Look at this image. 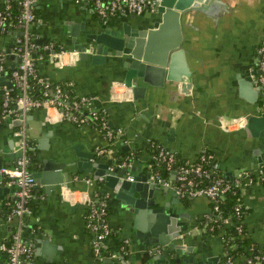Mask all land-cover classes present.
<instances>
[{"label": "crops", "instance_id": "crops-1", "mask_svg": "<svg viewBox=\"0 0 264 264\" xmlns=\"http://www.w3.org/2000/svg\"><path fill=\"white\" fill-rule=\"evenodd\" d=\"M222 1L215 19L201 12L186 16L183 49L190 78L182 81L187 87L183 82L166 81L151 88L143 99H134L111 66L81 59L74 47L87 40L85 31L95 22H103L91 1L36 0L37 18L31 33L68 51L58 64L50 59L39 62V72L63 84L73 95L95 96L102 107H94L105 109L109 126L123 129V135L109 144L92 123L47 122L43 109L26 115V134L35 152L32 171L41 169L43 159H53L64 163L59 171L66 176L51 189L41 183L34 188V214L28 218L32 229H24L23 236L33 244L36 264H117L109 255L96 256L94 233L86 226L91 197L99 194L109 196L107 219L114 231L103 244L109 253L115 252L117 244L125 247V255L119 260L122 264H155L154 256L163 264H177L175 259H179L178 264H186L183 259L193 264H228L224 232L212 234L199 224L211 215L208 199H180L168 188L160 196L159 206L169 218L157 228L155 216L151 218L146 211L134 213L125 199L123 204L116 199L104 175L98 181L100 175L95 171L100 167L92 172L78 166V162L95 164L99 160V164L109 162V171L122 169L118 164L131 154V163L125 167L128 172L121 178L128 181L129 177L149 174L157 147L170 150L185 163L209 153L213 157L210 169L226 179H232L237 171L255 172L264 166V124L255 132L247 126L250 115H263V98L258 90L256 101H247L239 84L245 77H253L257 68L256 50L264 37V0ZM4 2L0 0V9ZM130 15L117 13L103 23L114 27L134 23ZM11 48V37L0 35V53L10 68L18 62L9 53ZM6 78L7 74L0 77V90L2 81L8 82ZM11 124L8 120L0 122L2 164L11 163L17 156ZM98 147L105 152L97 154ZM87 178L92 179L90 184L85 182ZM11 194L9 188H0V208ZM240 197L246 242L235 244L241 251L232 257L231 264H244L251 248L264 250V178L243 185ZM16 223L0 222V237L10 233ZM46 242L49 245L43 250ZM152 247H159L161 252L149 254Z\"/></svg>", "mask_w": 264, "mask_h": 264}, {"label": "built area", "instance_id": "built-area-1", "mask_svg": "<svg viewBox=\"0 0 264 264\" xmlns=\"http://www.w3.org/2000/svg\"><path fill=\"white\" fill-rule=\"evenodd\" d=\"M18 5V13L13 15L10 9V0H5L3 9H0V34L10 36L12 48L9 53L15 55L19 61L12 67L8 74L5 70V55L0 53V77L7 74L8 83L2 85V113L0 122L8 120L10 123L19 121L13 125L12 137L18 156L9 164L0 166V188L6 187L11 190L12 198L4 202L0 208L6 209L5 215H0V222L15 220L17 223L5 236L0 237V264H36L34 261L33 244L23 236V230L31 228L28 218L33 217L34 211L32 201L35 198V177L31 169V152L33 145L29 142L25 118L33 110L43 109L47 122H69L74 125H85L92 123L96 125L99 132L103 134L107 143L111 144L116 138L123 135V129L109 126L104 108L94 107L93 95H73L61 83H54L48 77L40 76L35 65V60L42 62L43 55L35 57L33 54L39 47L36 45L37 36L31 33V27L35 23L36 0H15ZM95 12L103 22L114 17L117 13L127 12L133 15H142L145 12H153L160 0H90ZM42 50L47 52L48 59L59 63L68 51L56 45L54 42L44 44ZM74 53V52H72ZM257 68L254 75L255 85L259 88L263 103L261 112L264 115V37L257 47ZM35 78L41 87L40 95H33V83ZM114 97L111 98L113 100ZM245 122V119H242ZM105 152V148H96L97 154ZM209 153H203L191 163L175 167L176 156L168 149L157 147L153 154V161L149 165V177L147 182L166 187L173 190L180 199H191L204 197L210 201L211 215H206L205 221L209 230L216 225L213 213L219 211L218 203L223 200L228 192L241 191L245 184H252L256 180L264 178V166L255 172L240 170L233 174L232 179L215 174L209 167L212 159ZM132 158L125 157L118 167H128ZM163 166L168 172V177L160 173L159 168ZM103 180V176L97 178ZM131 180L132 178L129 177ZM87 184L92 182L91 178L85 179ZM109 196L102 195L91 199L88 211L85 214L86 226L94 233L92 240L93 251L96 256L101 257L102 245L114 231L107 219V199ZM234 215L238 220L243 219V204L240 201L233 207ZM223 224H229V218H222ZM33 227V226H32ZM34 228V227H33ZM32 231V230H31ZM235 231L238 235H244L242 224H236ZM224 239V237H223ZM234 238L229 236L224 239L225 256L227 263L231 264L232 257L228 250L233 247ZM227 244V246H226ZM253 250L252 248L250 249ZM126 249L121 247L118 252L109 253V257L122 264L120 255H125ZM149 254L161 252V249L150 248ZM244 264H264V250H254L246 258Z\"/></svg>", "mask_w": 264, "mask_h": 264}, {"label": "water", "instance_id": "water-1", "mask_svg": "<svg viewBox=\"0 0 264 264\" xmlns=\"http://www.w3.org/2000/svg\"><path fill=\"white\" fill-rule=\"evenodd\" d=\"M221 5L223 6L222 0H160L153 12H145L140 18L130 15L134 23L123 22L120 27H114L95 22L94 26L85 31L87 40L74 47L79 51L81 59L90 60L92 64L111 66L119 73L122 83L131 89L134 99H143L145 93L151 92V88L163 86L166 81L183 82L182 86L187 87V83L182 81L183 78H190L183 49L186 16L201 12L215 19L220 13ZM256 73L253 71V77H245L239 82L243 97L251 103L256 101L259 90L255 86ZM1 85L9 86V83L2 81ZM94 105L102 107L99 99L94 100ZM12 124H19V121H13ZM263 124L264 115L254 114L247 119V126L252 131ZM89 157L93 158L91 155ZM63 164L53 159H43L41 169L33 172L36 185L41 183L46 189H51L55 184L62 183L66 179L59 171ZM78 166L92 172L95 167H100L95 174L105 176L107 185L116 192L115 198L120 201L125 199V204L134 213L138 212L140 215L146 211L151 218L155 216L157 228L168 221L169 215L159 206L160 196L165 195L168 188L147 182L149 174L135 175L127 181L125 178L121 179L127 174V168L109 171V162L104 165L99 164V160L95 164L83 161L78 162ZM47 245L48 242L43 243L42 249L45 250ZM154 260L155 264L164 263L158 256H154ZM175 261L179 263V259ZM183 261L193 264L190 259Z\"/></svg>", "mask_w": 264, "mask_h": 264}, {"label": "trees", "instance_id": "trees-1", "mask_svg": "<svg viewBox=\"0 0 264 264\" xmlns=\"http://www.w3.org/2000/svg\"><path fill=\"white\" fill-rule=\"evenodd\" d=\"M10 9H11V12L13 15L17 14L18 13V5L16 3L15 0H10ZM4 5H5V2H4ZM4 5L2 6L1 9L4 8ZM34 13H35V18H37V12L36 10H34ZM1 36H4L3 34H0ZM35 42L37 41L36 45L39 47L33 54L35 55V57H38L39 55H43V58L44 60L43 61H46V59H48V56H47V52L45 50H42V46L44 44H47V43H50V42H53L52 40H40V42H38V39L37 40H34ZM42 61V62H43ZM35 65H36V68L37 70L39 69V61H36L35 60ZM5 70L7 71V73L9 74L11 72V68L7 65H5ZM38 74L40 76H43L39 70H38ZM46 77V76H44ZM31 83H33V87H34V90H33V95L35 97L39 96L40 95V89L41 87L37 84H34L36 82V79L35 78H32L31 80ZM52 82L54 83H57L53 80H51ZM63 85V84H62ZM64 86V85H63ZM65 87V86H64ZM2 110H3V107H2V96H1V91H0V116H1V113H2ZM4 121V120H3ZM34 151L31 152V156H32V160H31V168H34V165H33V161L35 160V155H34ZM127 156H129L130 158H133V155L131 154H127ZM35 163V161H34ZM185 162H182L180 161L177 157H176V161H175V164L174 166L175 167H178V166H181V165H184ZM33 165V167H32ZM160 170V173L161 175L163 176H169L168 175V172L164 169L163 166H161L159 168ZM99 197H101L102 195L99 194L97 195ZM96 198V197H95ZM240 201V192L239 191H236V193H232V192H228L225 194L223 200H221L219 203H218V207H219V211L216 212V213H213V217L215 218L216 222L215 224L216 225H219V227L213 229V230H209V227L208 225H206V221L203 219L201 221H199V224L200 226H203L205 227V229L207 230V232H210L212 234H215L219 231H223L224 232V239L228 238L229 236H232L234 238V241H233V247L231 250H228L229 253H230V256L231 257H234V255L238 252H240L241 250L239 248H237V245L235 247V244H241V242L245 243L246 242V239L243 238V235H238L235 231V226L236 224H242L243 226V229H244V224H243V219L242 221L241 220H238L235 215H234V211H233V207L234 205H236L238 202ZM88 211V210H87ZM244 212V210H243ZM6 213V209H2V211L0 212V215H5ZM244 214V213H243ZM224 217H228L229 218V224H223L222 223V218ZM245 231V229H244ZM113 234V233H112ZM111 234V235H112ZM110 235V236H111ZM243 238V239H242ZM121 243L120 244H117V246L115 247V252H118L120 254V251H121ZM227 246V244H226ZM250 248V247H249ZM102 254L103 255H108L109 252H108V249L105 247V245L103 244L102 247ZM257 248H254L252 251L256 250ZM258 250V249H257ZM250 249L247 250L246 254L249 256L252 252Z\"/></svg>", "mask_w": 264, "mask_h": 264}]
</instances>
